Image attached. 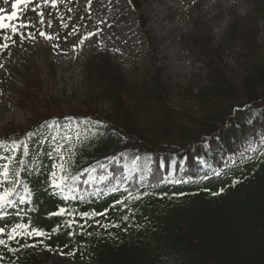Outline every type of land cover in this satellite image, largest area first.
<instances>
[{
	"label": "trees",
	"instance_id": "trees-1",
	"mask_svg": "<svg viewBox=\"0 0 264 264\" xmlns=\"http://www.w3.org/2000/svg\"><path fill=\"white\" fill-rule=\"evenodd\" d=\"M253 4L263 15L262 1ZM137 19L144 33L146 21ZM250 22L227 31L228 44L245 46L238 82L211 62L205 86L187 95L196 111L174 124L150 33V69L140 83L110 52L89 56V99L75 114L55 101L41 112L34 69L25 68L21 103L36 112L0 139L11 193L0 216L8 217L6 233L16 229L14 239L0 238V264H47L67 244L87 264H264V43ZM218 48L216 57L229 49ZM61 209L65 215H52Z\"/></svg>",
	"mask_w": 264,
	"mask_h": 264
},
{
	"label": "rangeland",
	"instance_id": "rangeland-1",
	"mask_svg": "<svg viewBox=\"0 0 264 264\" xmlns=\"http://www.w3.org/2000/svg\"><path fill=\"white\" fill-rule=\"evenodd\" d=\"M254 1L137 0V12L132 9L131 0H57L56 7L44 0H32L27 7L21 4L15 10L18 18L6 22L12 26L31 22L32 26L21 28L17 35L0 31V44L9 45L0 49V138L10 129L27 126L36 112L21 103L27 90L25 68L34 69L37 87L31 92L40 102L41 112L44 104L55 101L65 112L75 114L88 97L83 77L86 59L93 52L107 50L126 78L140 83L150 69L144 44L147 33L153 41L156 65L169 90L166 119L169 124L184 121L185 111L197 109L187 95L205 86L211 62L218 63L235 83L239 80L245 65V46L240 41L228 44L229 26L243 27L256 20L257 27L252 29L258 44L263 45L264 14L254 15ZM14 2L0 0V17L11 15ZM39 12L44 13L43 17ZM140 15L146 21L144 33L139 28ZM41 19L45 23H39ZM40 31L58 38L46 40L39 35ZM30 33L36 34L34 39L29 38ZM90 33L96 34L89 37ZM6 35L11 39H3ZM218 47L229 49L216 57L220 53ZM101 109H107L106 105ZM150 114V121H155L158 116L153 110ZM218 180L215 176L208 178L210 183ZM6 190L7 183L0 174V195ZM3 221L0 219V228ZM47 264H87V259L77 256L74 247L66 245L52 252Z\"/></svg>",
	"mask_w": 264,
	"mask_h": 264
},
{
	"label": "snow or ice",
	"instance_id": "snow-or-ice-1",
	"mask_svg": "<svg viewBox=\"0 0 264 264\" xmlns=\"http://www.w3.org/2000/svg\"><path fill=\"white\" fill-rule=\"evenodd\" d=\"M31 2H32V0H16V2H14L12 4L13 12L11 13V15L4 16V17H0V31L8 30V31H10L12 33V35H17V34H19L21 28L31 27L32 26L31 22H28V23L21 22V23L17 24L16 26H12V24L6 22V21L16 20L18 18L17 13H16L15 10L21 4L24 5L25 7H27L28 4L31 3ZM44 3L45 4L51 3V6L52 7H56L57 6V0H44ZM33 11H35V9H33ZM38 15L40 17H43L44 13L43 12H39ZM39 23L43 24V23H45V21L43 19H41L39 21ZM48 26L51 27V23L50 22H49ZM95 34L96 33H90L89 34V37L92 36V35H95ZM35 35H36L35 33H30L29 34V38L34 39L35 38ZM39 35L41 37H43L44 39H46V40H53V39L58 38V37H53V36L47 34L44 31H40L39 32ZM89 37H85V39H87ZM3 39L10 40L11 39V36H7L6 35V36L3 37ZM80 44H83V40L80 41ZM8 47H9V45L6 44V43L5 44H0V49H7ZM53 47H57V45H53ZM74 50H75V48H74ZM0 67H2V65H0ZM60 167L62 169L63 168V165H61ZM8 174H9L8 173V169H7V167H5V170L3 171L4 177L7 178ZM52 175H53V177H55L56 174L55 173H52ZM176 182L179 183L180 181H176ZM53 186L54 187H61L62 185L59 184V183H56ZM216 194H219V193H216ZM10 195H11V193H9L7 191L4 192L2 195H0V204H3ZM137 199H138V197H137ZM118 203H123V202H118ZM65 214H66V210L61 209L59 211V213H53L52 215H65ZM97 214L98 215H103L101 213H97ZM85 215H87V214H85ZM125 219H126V217H125ZM15 232H16V229H13L11 233H6L3 228H0V234L8 235L9 239H14V235L13 234ZM34 234L37 235V236H43V235H45L44 233H42V232H40L38 230L35 231ZM3 243H4V241L3 240H0V244H3ZM61 254H63V253H61ZM70 254L71 253H69V255Z\"/></svg>",
	"mask_w": 264,
	"mask_h": 264
}]
</instances>
